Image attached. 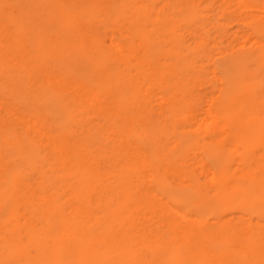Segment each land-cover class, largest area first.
<instances>
[{"label": "rangeland", "instance_id": "obj_1", "mask_svg": "<svg viewBox=\"0 0 264 264\" xmlns=\"http://www.w3.org/2000/svg\"><path fill=\"white\" fill-rule=\"evenodd\" d=\"M0 20V220L5 219L0 221V233L8 230L0 234V264L50 260L54 237L48 235L51 233L45 224L56 232L59 225L70 228L65 230L64 236L70 237L65 250L63 244L52 254L75 251L84 256V250L90 248L93 253L87 256V264H183L181 249L172 240L164 239L172 216L173 236H179L182 224L201 228L197 248L203 255L208 253L213 264H225L229 258H237L239 264H264L262 247L251 248L252 253L246 250L254 234L263 236L264 242V231L261 235L258 228L264 225V0H0ZM254 103H258L259 110L252 115L250 107ZM220 110H228V116H222ZM235 132L243 136L241 141L231 137ZM80 158L84 159L82 164L77 162ZM70 164L71 170L67 171ZM250 177L254 181L248 182ZM140 179L144 185L139 184ZM159 202L164 205L160 206L163 214L158 215L155 206L161 205ZM179 212L187 214L185 220H181ZM34 223L43 225L44 231L39 230L42 235L47 233L42 240L45 245L41 243L43 236L33 229ZM38 234L40 241L34 238ZM95 236L101 237L94 239ZM104 237H109L108 242ZM241 239L247 240L244 245ZM201 254L195 257L201 260Z\"/></svg>", "mask_w": 264, "mask_h": 264}, {"label": "bare ground", "instance_id": "obj_2", "mask_svg": "<svg viewBox=\"0 0 264 264\" xmlns=\"http://www.w3.org/2000/svg\"><path fill=\"white\" fill-rule=\"evenodd\" d=\"M7 1V0H6ZM32 2V1H31ZM100 2V1H99ZM98 2V3H99ZM186 2V1H185ZM197 2H198V0H197ZM36 3V2H35ZM47 4V3H46ZM189 4H190V2H189ZM94 5V4H93ZM98 5V4H97ZM32 6V5H31ZM51 6V5H50ZM91 7H92V5H91ZM18 8V7H17ZM182 8V7H181ZM52 10V9H51ZM260 10H261V8H260ZM54 11V10H53ZM73 11V10H72ZM58 12V11H57ZM63 12V11H62ZM166 12V11H165ZM71 13V12H70ZM168 13V12H167ZM14 14V13H13ZM60 15H62V13H59ZM68 15H69V13H67ZM2 16V15H1ZM75 16V15H74ZM73 16V17H74ZM70 17V16H69ZM107 17V16H106ZM32 18V17H31ZM62 18H64V16L62 17ZM109 18V17H108ZM107 18V19H108ZM93 19V18H92ZM109 19H112V18H109ZM142 18H140V20H141ZM17 20V19H16ZM50 20H51V18H50ZM49 20V21H50ZM53 20V19H52ZM79 20V19H78ZM1 21V20H0ZM10 21V20H9ZM30 21V20H29ZM32 21V20H31ZM2 22V21H1ZM48 22V21H47ZM62 22H63V19H62ZM89 22V21H88ZM93 22V21H92ZM259 22V21H258ZM22 23V22H21ZM94 23V22H93ZM45 24H46V22H45ZM91 24V23H90ZM112 24V23H111ZM4 25V24H3ZM25 25H27V24H25ZM47 25L48 26H50L48 23H47ZM79 25V24H78ZM198 25V24H197ZM19 26V25H18ZM18 26H16L15 25V27H17L18 28ZM97 26V25H96ZM113 26V25H112ZM78 27V26H77ZM84 27V26H83ZM166 27V26H165ZM9 28V27H8ZM7 28V29H8ZM96 28V27H95ZM94 28V29H95ZM3 29H4V27H3ZM2 29V30H3ZM55 29V28H54ZM196 30V29H195ZM223 30V29H222ZM9 31H10V29H9ZM9 31H7L8 33H9ZM52 31V30H51ZM6 32V33H7ZM52 32H54V31H52ZM251 32V31H250ZM249 32V33H250ZM1 34H2V32H1ZM24 34V33H23ZM91 35H92V33H90ZM89 34V35H90ZM4 35V34H3ZM11 35H12V33H11ZM126 35V34H125ZM202 35V34H201ZM254 35V34H253ZM25 36V35H24ZM34 36V35H33ZM97 35H95V37H96ZM8 37V36H7ZM189 37V36H188ZM204 37V36H203ZM248 37V36H247ZM187 38V37H186ZM16 39V38H15ZM14 39V40H15ZM21 39V38H20ZM252 39V38H251ZM8 40V39H7ZM26 40V39H25ZM254 40V39H253ZM1 41V40H0ZM16 41V40H15ZM109 41V40H108ZM255 41V40H254ZM10 41H8V43H9ZM4 43H6V42H4ZM14 43V42H13ZM12 43V44H13ZM32 43V42H31ZM254 43V42H253ZM113 44H115V43H113ZM3 45V44H2ZM9 45V44H8ZM22 45H23V43H22ZM41 45V44H40ZM55 45V44H54ZM138 45V44H137ZM212 45V44H211ZM234 45V44H233ZM240 45V44H239ZM253 45V44H252ZM24 46V45H23ZM255 46V45H254ZM6 47V46H5ZM33 47V46H32ZM60 47V46H59ZM58 47V48H59ZM109 47V46H108ZM259 47V46H258ZM19 48V47H18ZM38 48V47H37ZM115 48H117V47H115ZM242 48V47H241ZM256 48V47H255ZM34 49V48H33ZM82 49V48H81ZM31 50V49H30ZM115 50V49H114ZM114 50H113V52H114ZM39 51V50H38ZM45 51V50H44ZM60 51H61V49H60ZM59 51V52H60ZM3 52V51H2ZM29 52H31V51H29ZM28 52V53H29ZM127 52H128V50H127ZM5 53V52H4ZM19 53V52H18ZM62 53V52H61ZM126 53V52H125ZM132 53V52H131ZM7 54H8V52H7ZM33 54H34V52H33ZM141 54V53H140ZM147 54V53H146ZM8 55H10V54H8ZM40 55H42V54H40ZM117 55H118V53H117ZM1 56H2V54H1ZM1 56H0V58H1ZM18 56V55H17ZM63 56V55H62ZM61 56V57H62ZM65 56V55H64ZM149 56V55H148ZM250 56V55H249ZM4 57V56H3ZM37 57V56H36ZM39 57V56H38ZM81 57V56H80ZM120 57V56H119ZM8 58V57H7ZM16 58V57H15ZM23 58V57H22ZM115 58V57H114ZM247 58V57H246ZM13 59V58H12ZM39 59V58H38ZM34 60V59H33ZM63 60V59H62ZM150 60V59H149ZM6 61V60H5ZM16 61V59L14 60V62ZM8 62V61H7ZM14 62H12V63H14ZM20 62V61H19ZM36 62H37V60H36ZM27 63V62H26ZM52 63V62H51ZM51 63H49L50 65H51ZM5 64H6V62H5ZM19 64V63H18ZM22 64H24V62L22 63ZM54 64V63H53ZM157 64V63H156ZM56 65V64H55ZM65 65V64H64ZM11 66V65H10ZM25 66V65H24ZM62 66V65H61ZM69 66V65H68ZM13 67H14V65H13ZM47 67V66H46ZM54 67V66H53ZM74 67V66H73ZM58 68V67H57ZM160 68H162V67H160ZM50 70V72H51V67L49 68ZM145 70V69H144ZM156 70V69H155ZM211 70V69H210ZM60 71V70H59ZM153 71V70H152ZM45 72H47V70L45 71ZM134 72V71H133ZM69 74V73H68ZM72 74V73H71ZM57 76V75H56ZM43 77V76H42ZM51 77V76H50ZM71 78H73V77H71ZM70 78V79H71ZM126 78V77H125ZM132 78V77H131ZM262 78V77H261ZM264 78V77H263ZM65 79V78H64ZM74 79V78H73ZM72 79V80H73ZM69 80V79H68ZM249 80V79H248ZM54 81V80H53ZM66 81V80H65ZM74 81V80H73ZM167 81V80H166ZM178 81V80H177ZM61 82V81H60ZM59 82V83H60ZM72 82V81H71ZM162 82V81H161ZM7 83H8V81H7ZM46 83V82H45ZM53 83V82H52ZM52 83H51V85H52ZM74 83V82H73ZM260 83V82H259ZM33 84V83H32ZM32 84H30V86H33ZM46 84H49V82L48 83H46ZM56 84V83H55ZM63 84V82L60 84V85H62ZM67 84H68V82H67ZM67 84H64V86L66 85L67 86ZM50 85V84H49ZM69 85H71L70 83H69ZM75 85H77V84H75ZM88 85V84H87ZM84 86H86V85H84ZM221 87V86H220ZM63 88V87H62ZM89 88H90V86H89ZM84 89V88H83ZM88 89V88H87ZM123 89V88H122ZM88 90H90V89H88ZM184 90V89H183ZM66 91V90H65ZM74 91V90H73ZM73 91H72V93H73ZM83 91V90H82ZM81 91V92H82ZM68 92H71V91H69L68 90ZM156 92V91H155ZM22 93V92H21ZM78 93H80V91L78 92ZM84 93V92H83ZM87 93V92H86ZM160 93V92H159ZM80 94H82V93H80ZM144 94V93H143ZM259 94V93H258ZM74 95V94H73ZM79 95V94H78ZM94 95V94H93ZM191 95V94H190ZM77 96V95H76ZM102 97H103V95H102ZM101 97V98H102ZM107 98V97H106ZM118 98V97H117ZM178 98H179V96H178ZM0 99H2V98H0ZM5 100H6V98H4ZM73 99H74V97H73ZM114 99V98H113ZM159 99V98H158ZM4 100V101H5ZM114 100H116V99H114ZM113 100V101H114ZM203 100V99H202ZM102 101H104V100H102ZM207 101V100H206ZM9 102H10V100H9ZM11 102H12V100H11ZM19 102H21V101H19ZM116 102V101H115ZM257 102V101H256ZM85 103V102H84ZM103 103V102H102ZM101 103V104H102ZM29 104V103H28ZM32 104V103H31ZM61 104V103H60ZM99 104H100V102H99ZM115 104V103H114ZM195 104V103H194ZM1 105V104H0ZM8 105V104H7ZM13 105H14V103H13ZM12 105V106H13ZM85 105V104H84ZM98 105V104H97ZM106 105H107V103H106ZM105 105V106H106ZM175 105V104H174ZM206 105V104H205ZM204 105V106H205ZM257 105H258V103H257ZM257 105H255V103H254V106H252V107H250V112L252 113V115H255V114H258V110H259V108L257 107ZM2 106V105H1ZM16 106V105H15ZM34 106V105H33ZM17 107H18V105H17ZM35 107V106H34ZM103 107V106H102ZM227 107V106H226ZM6 109H7V106L5 107ZM4 108V109H5ZM96 108V107H95ZM208 108H209V106H208ZM11 109H12V107H11ZM10 109V110H11ZM23 109V108H22ZM22 109L20 110L19 108H18V110L19 111H22ZM37 108H35V110H36ZM113 109V108H112ZM228 109V108H227ZM13 110H14V108H13ZM12 110V111H13ZM41 110V109H40ZM208 110V109H207ZM212 110V109H211ZM14 111H16L17 112V110H16V108H15V110ZM29 111V110H28ZM31 111V110H30ZM104 110H102V112H103ZM7 112H8V110H7ZM7 112H6V114H7ZM25 112V111H24ZM109 112V111H108ZM193 112V111H192ZM220 112V114L222 115V116H228V110H220L219 111ZM46 113V112H45ZM97 113H98V111H97ZM115 113V112H114ZM195 113V112H194ZM199 113V112H198ZM249 113V112H248ZM5 114V115H6ZM18 114H19V112H18ZM18 114H17V116H18ZM22 114L23 113H21V117H22V120H23V116H22ZM26 114L28 115V112L26 111ZM42 114H44V111H43V113ZM121 114V113H120ZM123 114V113H122ZM15 115V114H14ZM27 115H25L24 114V116H27ZM31 115V114H30ZM124 115V114H123ZM128 115V114H127ZM176 115V114H175ZM247 115V114H246ZM249 115V114H248ZM10 116H11V114H10ZM19 116H20V114H19ZM84 116V115H83ZM135 116V115H134ZM176 116H178V115H176ZM211 116V115H210ZM213 116V115H212ZM12 117H13V114H12ZM11 117V118H12ZM15 117V116H14ZM20 117V118H21ZM28 117V116H27ZM42 117H44V116H42ZM214 118L216 117V119H217V116L216 115H214L213 116ZM25 118V117H24ZM30 118V117H29ZM28 118V119H29ZM157 118V117H156ZM260 118V117H259ZM7 119V118H6ZM31 119V118H30ZM35 119V118H34ZM33 119V120H34ZM42 119H44V118H42ZM142 118H140V120H141ZM144 119V118H143ZM151 119V118H150ZM215 119V120H216ZM4 120V119H3ZM18 120H19V117H18ZM24 120H26V119H24ZM32 120V119H31ZM31 120H30V122H31ZM32 120V121H33ZM136 120H138V118L136 117ZM215 120H213V122L215 123ZM142 121V120H141ZM149 121V120H148ZM12 122V121H11ZM29 122V123H30ZM40 122V121H39ZM128 122H130V120L128 121ZM146 122H147V120H146ZM194 122V121H193ZM32 123V122H31ZM47 123V122H46ZM148 123V122H147ZM150 123V122H149ZM217 123V122H216ZM16 124V123H15ZM19 124H20V122H19ZM49 124V123H48ZM131 124V123H130ZM134 124V123H133ZM143 124H145V122L143 123ZM24 125V124H23ZM34 125H36V124H34ZM33 125V126H34ZM37 125H41V124H37ZM120 125V124H119ZM216 125V124H215ZM127 126V125H126ZM143 126V125H142ZM36 127V126H35ZM147 127H149V126H147ZM157 127H158V125H157ZM187 127V126H186ZM197 127V126H196ZM202 127V126H201ZM213 127V126H212ZM31 128V127H30ZM134 128V127H133ZM146 128V127H145ZM189 128V127H188ZM218 128H220V127H218ZM221 128H223V127H221ZM24 129V128H23ZM127 129H128V127H127ZM148 129V128H147ZM150 129V128H149ZM227 130H228V128H226ZM40 130V129H39ZM39 130H38V132H39ZM114 130V129H113ZM126 130V129H125ZM155 130V129H154ZM223 130V129H222ZM225 130V129H224ZM139 131V130H138ZM169 131V130H168ZM187 131H189V130H187L186 129V132ZM34 132V131H33ZM127 132V131H126ZM153 132V131H152ZM225 132V131H224ZM227 132V131H226ZM28 133H30V131L28 132ZM54 133V132H53ZM56 133V132H55ZM148 133V132H147ZM22 135H23V133H21ZM27 134V133H26ZM34 134V133H33ZM35 134H36V132H35ZM39 133H37V135H38ZM61 134H62V132H61ZM64 134V133H63ZM150 134V133H149ZM1 136V135H0ZM82 136V135H81ZM216 136V135H215ZM247 136V135H246ZM39 137V136H38ZM59 138H60V136H58ZM67 137V136H66ZM203 137V136H202ZM231 137L234 139V140H237V141H241V137H243L241 134H239V133H237V132H235V133H233L232 135H231ZM3 138V137H2ZM25 138V137H24ZM39 138H41V137H39ZM55 138V137H54ZM78 138V137H77ZM119 138V137H118ZM120 138H123V136L122 137H120ZM152 138H153V136H152ZM158 138H159V136H158ZM157 138V139H158ZM201 138V137H200ZM1 139V138H0ZM42 139V138H41ZM125 139V138H124ZM155 139H156V137H155ZM214 139V138H213ZM3 140V139H2ZM27 140V139H26ZM72 140V139H71ZM71 140H70V142H71ZM216 140H217V138L215 139V142H216ZM1 141V140H0ZM52 141V140H51ZM75 141V140H74ZM130 141H132V140H130ZM3 142V141H2ZM25 142V141H24ZM102 142V141H101ZM123 142V141H122ZM129 142V141H128ZM134 142V141H133ZM207 142H209V140H207ZM223 142V141H222ZM227 142V141H226ZM235 142V141H234ZM9 143V142H8ZM51 143V142H50ZM50 143H48V144H50ZM55 143V142H54ZM66 143V142H65ZM68 143H69V141H68ZM75 143V142H74ZM91 143H92V141H91ZM91 143H90V145H91ZM131 143V142H130ZM212 143H213V141H212ZM39 144H40V142H39ZM56 144V143H55ZM77 144H78V142H77ZM136 144V143H135ZM169 144V143H168ZM65 145V144H64ZM89 145V146H90ZM131 145V144H130ZM130 145H128V146H130ZM177 145V144H176ZM60 146H62V145H60ZM71 146V145H70ZM69 146V147H70ZM132 146H134L133 144H132ZM137 146V145H136ZM167 146V145H166ZM192 146V145H191ZM237 146V145H236ZM27 148H28V146H26ZM100 147V146H99ZM140 147H141V145H140ZM235 147V146H234ZM8 148H9V145H8ZM41 148V147H40ZM105 148V147H104ZM121 148H122V145H121ZM124 148V147H123ZM126 148H127V146H126ZM136 148H138V147H136ZM143 148H145V147H143ZM158 148V150L160 151V150H162V149H159V147H157ZM232 148V147H231ZM48 149V148H47ZM56 149V148H55ZM54 149V150H55ZM65 149V148H64ZM112 149V148H111ZM196 149H198V148H196ZM247 149H249V148H247ZM67 150V149H66ZM71 150V149H70ZM98 150V149H97ZM119 150V149H118ZM132 150H133V147H132ZM191 150V149H190ZM234 150V149H233ZM72 151H73V149H72ZM71 151V152H72ZM80 151V150H79ZM82 151V150H81ZM113 151V150H112ZM129 151V150H128ZM196 151H198V150H196ZM69 152V151H68ZM71 152H69V154L71 153ZM126 152H127V150H126ZM137 152V151H136ZM138 152H139V148H138ZM233 152V151H232ZM42 153V152H41ZM62 154H63V152H61ZM133 153V152H132ZM134 153H135V147H134ZM133 153V154H134ZM168 153V152H167ZM196 153H198V152H196ZM238 153V152H237ZM55 154H56V152H55ZM144 154V153H143ZM8 155V154H7ZM95 155H96V157L98 156V153L97 152H95ZM103 155H104V153H103ZM112 155V154H111ZM160 155V154H159ZM244 155V154H243ZM248 155V154H247ZM123 156V155H122ZM128 156H129V154H128ZM162 156H164V155H162ZM223 156V155H222ZM257 156V158H258V155H256ZM82 157V156H81ZM138 157V156H137ZM156 157V156H155ZM221 157V156H220ZM236 157V156H235ZM250 157V156H249ZM34 158V157H33ZM61 158V157H60ZM68 158V157H67ZM73 158H74V156H73ZM113 158V157H112ZM200 158V157H199ZM256 158V157H255ZM86 159V158H85ZM111 159V158H110ZM133 159H135V158H133ZM143 159V158H142ZM236 159V158H235ZM245 159V158H244ZM247 159V158H246ZM262 159V158H261ZM23 160V159H22ZM60 160V159H59ZM71 160V159H70ZM111 160H114V159H111ZM128 160V159H127ZM145 160H147L146 158H145ZM144 160V161H145ZM260 160V159H259ZM39 161V160H38ZM57 161V160H56ZM81 162V164L84 162V159H79L77 162ZM98 161V160H97ZM133 161V160H132ZM165 161V160H164ZM180 161V160H179ZM179 161L178 162H176L177 164L179 163ZM194 161H196L195 159H194ZM221 161V160H220ZM255 161H257V160H255ZM254 161V162H255ZM18 163H19V161H17ZM21 162H23V161H21ZM128 162H129V160H128ZM139 162V161H138ZM170 162V161H169ZM181 162V161H180ZM183 162V161H182ZM238 162V161H237ZM254 162H253V164H254ZM259 162V161H258ZM257 162V163H258ZM54 163V162H53ZM57 163V162H56ZM73 163V162H72ZM131 163H133V164H135L134 162H130V164ZM143 163V162H142ZM260 163V162H259ZM262 163V162H261ZM47 164V163H46ZM52 164V163H51ZM60 164V163H59ZM81 164H80V166H81ZM85 164V163H84ZM87 164H88V162H87ZM102 164V163H101ZM145 164V163H144ZM161 164V163H160ZM210 164V163H209ZM238 164V163H237ZM264 164V163H263ZM21 165V164H20ZM23 165H24V163H23ZM22 165V166H23ZM49 166H50V164H48ZM127 165V164H126ZM164 165V164H163ZM170 165V164H169ZM255 165V164H254ZM58 166V165H57ZM62 166V165H61ZM60 166V167H61ZM71 166H72V164H70V167L69 168H67V171H70L71 170ZM89 166V165H88ZM96 166V165H95ZM102 166V165H101ZM122 166V165H121ZM128 166V165H127ZM133 166V165H132ZM135 166V165H134ZM133 166V167H134ZM148 166V165H147ZM166 166V165H165ZM207 166V165H206ZM21 167V166H20ZM54 168L56 167L55 165L53 166ZM85 167V166H84ZM94 167V166H93ZM125 167V166H124ZM132 167V168H133ZM144 167H145V165H144ZM164 167V166H163ZM171 167V166H170ZM174 167V166H173ZM198 167V166H197ZM240 167V166H239ZM43 168V167H42ZM59 168V167H58ZM154 168V167H153ZM172 168V167H171ZM177 168V166L175 167V169ZM194 168V167H193ZM209 168V167H208ZM235 168V167H234ZM254 168L256 169V166H254ZM258 168V167H257ZM105 169V168H104ZM109 169V168H108ZM126 169V168H125ZM127 169H129V168H127ZM126 169V170H127ZM134 169H135V167H134ZM143 169H145V168H143ZM143 169L141 170V171H143ZM150 169V168H149ZM168 169H170V168H168ZM167 169V170H168ZM1 170V169H0ZM22 170H24V169H22ZM56 170H57V168H56ZM61 170H62V168H61ZM160 170V169H159ZM171 170V169H170ZM184 170V169H183ZM58 171H59V169H58ZM64 171V170H63ZM116 171H117V169H116ZM135 171V170H134ZM146 171V170H145ZM149 171V170H148ZM148 171L146 172V174H148ZM151 171V170H150ZM153 171V170H152ZM205 171V170H204ZM237 171H239V170H237ZM104 172V171H103ZM120 172V171H119ZM126 171L124 170V174H126L125 173ZM157 172H158V169H157ZM156 172V173H157ZM176 172V171H175ZM177 172H179V171H177ZM201 172V171H200ZM228 172V171H227ZM261 172H263V171H261ZM50 173V172H49ZM85 173V172H84ZM118 173V172H117ZM129 173H130V170H129ZM135 173V172H134ZM160 173V172H159ZM162 173V172H161ZM215 173V172H214ZM226 173V172H225ZM229 173V172H228ZM227 173V174H228ZM238 173V172H237ZM239 173H240V171H239ZM23 174V173H22ZM36 174V173H35ZM47 174V173H46ZM54 174V173H53ZM56 174V173H55ZM67 174V173H66ZM88 174V173H87ZM101 174V173H100ZM123 174V175H124ZM128 174V173H127ZM126 174V175H127ZM131 174V173H130ZM129 174V175H130ZM152 174V173H151ZM178 174V173H177ZM180 174V173H179ZM202 174V173H201ZM204 174V173H203ZM78 175V173L76 174V176ZM85 175V174H84ZM107 175V174H106ZM155 175V174H154ZM164 175H166V174H164ZM224 175V174H223ZM226 175V174H225ZM229 175V174H228ZM258 175V174H257ZM263 175V174H262ZM26 176V175H25ZM31 176V175H30ZM81 176V175H80ZM85 176H87V175H85ZM118 176V175H117ZM121 176V175H120ZM139 176H140V174H139ZM152 176H153V174H152ZM166 176H169V174L168 175H166ZM165 176V177H166ZM175 176H177L176 175V173H175ZM179 176V175H178ZM181 176V175H180ZM204 176H205V174H204ZM215 176V174L213 175V177ZM221 176V175H220ZM245 176V175H244ZM261 176V175H260ZM4 177V176H3ZM82 177H84V176H82ZM125 177V176H124ZM123 177V178H124ZM127 177V176H126ZM150 177V176H149ZM154 177V176H153ZM172 176H170V178H171ZM182 177V176H181ZM228 177H230V176H228ZM233 176H231V178H232ZM256 177V176H255ZM258 177H259V175H258ZM33 178V177H32ZM80 178V177H79ZM117 178V180H118V177H116ZM122 178V179H123ZM136 178V177H135ZM134 178V179H135ZM138 178V177H137ZM140 178H141V176H140ZM152 178V177H151ZM161 178V177H160ZM225 178H226V176H225ZM37 179V178H36ZM40 179V178H39ZM44 179H45V177H44ZM72 179V178H71ZM128 179V178H127ZM227 179H229V178H227ZM234 179V178H233ZM237 179H239V178H237ZM236 179V180H237ZM35 180V179H34ZM60 180V179H59ZM62 180V179H61ZM130 180V179H129ZM138 181H139V179H137ZM136 180V181H137ZM142 179H140V182H139V184L142 182L141 181ZM149 180H151V179H149ZM226 180V179H225ZM224 179H222V181H225ZM247 180H248V182H252V181H254V179H252L251 177L250 178H247ZM36 181V180H35ZM35 181H33V182H35ZM38 181V180H37ZM78 181V180H77ZM91 181V180H90ZM92 181H93V179H92ZM133 181V180H132ZM135 181V182H136ZM204 181V180H203ZM217 181V180H216ZM44 182V181H43ZM110 182V181H109ZM118 182V181H117ZM134 182V183H135ZM148 182V181H147ZM154 182V181H153ZM171 182H172V180H171ZM170 182V183H171ZM175 182H176V180H175ZM179 182V181H178ZM221 182V181H220ZM23 183H25V182H23ZM30 183V182H29ZM32 183V182H31ZM89 183V182H88ZM92 183V182H91ZM111 183V182H110ZM123 183H125V182H123ZM126 183H127V181H126ZM133 183V182H132ZM173 183H174V181H173ZM234 183V182H233ZM232 183V184H233ZM26 184V183H25ZM36 184V183H35ZM40 184V183H39ZM93 184H94V182H93ZM137 184H138V182H137ZM146 184H148V183H146ZM221 184H222V182H221ZM225 184V183H224ZM223 184V185H224ZM235 184V183H234ZM242 184V183H241ZM240 184V185H241ZM253 184V183H252ZM12 185V184H11ZM27 185H28V183H27ZM48 185V184H47ZM127 185V184H126ZM140 185H144L143 183L142 184H140ZM230 185H231V183H230ZM229 185V186H230ZM243 185V184H242ZM246 185V184H245ZM35 186V185H34ZM101 186V185H100ZM133 186H135V188H136V185H133ZM139 186V185H138ZM148 186V185H147ZM173 186V185H172ZM179 186V185H178ZM216 186V185H215ZM46 187V186H45ZM116 187V186H115ZM114 187V188H115ZM128 187H129V185H128ZM131 187H132V185H131ZM130 187V188H131ZM144 187H146V186H143V190H147V189H145ZM150 187V186H149ZM184 187H186V186H184ZM189 187V186H188ZM221 187H222V185H221ZM220 187V188H221ZM227 187H228V185H227ZM231 187H233L232 185H231ZM244 187H247V186H244ZM11 188V187H10ZM26 187H24V189H25ZM94 188V187H93ZM118 188H123L122 186L120 187H118ZM134 188V189H135ZM139 188H141V187H139ZM147 188V187H146ZM152 188V187H151ZM151 188L149 189V192H150V190H151ZM178 188V187H177ZM218 188V187H217ZM219 188V189H220ZM224 188V187H223ZM229 188V187H228ZM242 188V187H241ZM255 188V187H254ZM23 189V188H22ZM23 189V190H24ZM34 189H36V187L34 188ZM83 189V188H82ZM85 189V188H84ZM87 189V188H86ZM100 189H103V187L102 188H100ZM117 189V188H116ZM124 189V188H123ZM197 189V188H196ZM196 189H195V191H196ZM203 189V188H202ZM213 190H214V188H212ZM233 189V188H232ZM243 189V188H242ZM7 190V189H6ZM11 190V189H10ZM29 190H31V188H29ZM28 190V191H29ZM120 190V189H119ZM126 188H125V190L123 191V192H125L126 193ZM141 190H142V188H141ZM159 190V189H158ZM229 190H231V189H228V191ZM82 191V190H81ZM87 191V190H86ZM101 191V190H100ZM103 191H104V189H103ZM110 191V190H109ZM117 191V190H116ZM120 191H122V190H120ZM128 191V190H127ZM133 191V190H132ZM136 191H137V189H136ZM140 191V190H139ZM160 191V190H159ZM217 191V190H216ZM9 192V191H8ZM30 192V191H29ZM28 192V193H29ZM46 192V191H45ZM102 192V191H101ZM106 192V191H105ZM141 192V191H140ZM143 193H145L144 191H142ZM146 192H148V190L146 191ZM201 192V191H200ZM213 192V191H212ZM14 193V192H13ZM36 193H38V192H36ZM59 193V192H58ZM125 193H123L122 195H124ZM152 193V192H151ZM150 193V194H151ZM157 193V192H156ZM255 193V192H254ZM253 193V194H254ZM30 194V193H29ZM39 194V193H38ZM47 194V193H46ZM49 194V193H48ZM53 194V193H52ZM108 194V193H107ZM118 194H119V192H118ZM139 194V193H138ZM141 195L140 196H142V193H140ZM147 194V193H146ZM220 194V193H219ZM252 194V195H253ZM263 194V193H262ZM15 195V194H14ZM40 195V194H39ZM43 195V194H42ZM159 194H157V196H158ZM251 195V194H250ZM249 195V196H250ZM27 196V195H26ZM45 196V195H44ZM46 196H48V195H46ZM51 196V195H50ZM113 196V195H112ZM150 196V195H149ZM161 196V195H160ZM40 197V196H39ZM120 197V196H119ZM147 197H148V195H147ZM146 197V198H147ZM150 197H152V196H150ZM50 199H51V197H49ZM106 198V197H105ZM142 198V197H141ZM156 198H158V197H156ZM163 198V197H162ZM161 198V199H162ZM107 199V198H106ZM140 199V198H139ZM154 199V198H153ZM159 199H160V197H159ZM160 199V200H161ZM43 200V199H42ZM124 200V199H123ZM126 200V199H125ZM125 200H124V202H125ZM149 201H150V199H148ZM147 200V201H148ZM155 200V199H154ZM157 200V199H156ZM167 200H168V198H167ZM44 201V200H43ZM71 201V200H70ZM129 201V200H128ZM137 200H135V202H136ZM158 201V200H157ZM51 202V201H50ZM88 202V201H87ZM134 202V201H133ZM134 202V203H135ZM143 202V201H142ZM164 201L162 200V203H163ZM47 203H49V202H47ZM127 203V202H126ZM140 203V202H139ZM145 203V205H146V202H144ZM144 203H141V204H143L144 205ZM155 203V202H154ZM162 203H160L159 202V204H161V205H158L157 204V206H155V208H157V214H158V212H159V214L161 213V211H160V206H163L162 205ZM57 204V203H56ZM55 204V205H56ZM71 204V203H70ZM93 204V203H92ZM130 204H131V201H130ZM230 204V203H229ZM48 205V204H47ZM54 205V206H55ZM73 205V204H72ZM128 205H129V203H128ZM137 205V204H136ZM144 205V206H145ZM149 205V204H148ZM80 206V205H79ZM105 206V205H104ZM134 206V205H133ZM152 207H153V205H151ZM174 206V205H173ZM262 206V205H261ZM47 207V206H46ZM45 207V208H46ZM92 207V206H91ZM146 207V206H145ZM204 207V206H203ZM232 207V206H231ZM230 207V208H231ZM255 207V206H254ZM253 207V208H254ZM257 207V206H256ZM48 208H51V207H48ZM71 208V207H70ZM144 208V207H143ZM148 208V207H147ZM163 208V207H162ZM174 208V207H173ZM181 208H182V206H181ZM25 209V208H24ZM47 209V208H46ZM128 209V208H127ZM211 209V208H210ZM212 209H213V207H212ZM49 210V209H48ZM144 210V209H143ZM149 210H150V208H149ZM39 211H41L40 209L38 210V212ZM49 211H51V212H53L52 210H49ZM93 211H95V210H93ZM124 211H125V209H124ZM167 212H168V210H166ZM256 211V210H255ZM154 212V211H153ZM191 212V211H190ZM214 212H216V211H214ZM257 212H259V210L257 211ZM45 213V212H44ZM43 213V215H47V214H44ZM47 213V212H46ZM55 212H53V214H54ZM85 213V212H84ZM156 213V212H155ZM195 213V212H194ZM194 213H192V214H194ZM207 213H208V211H207ZM239 213V212H238ZM57 214V213H56ZM55 214V215H56ZM72 214V213H71ZM74 214V213H73ZM93 214V213H92ZM95 214V213H94ZM120 214V213H119ZM138 214V213H137ZM142 214V213H141ZM158 214V215H159ZM161 214H163V213H161ZM186 214V213H185ZM184 213H181V212H179V214H178V216L181 218V220H185V218H186V215H185ZM232 214H233V212H232ZM232 214H231V216H232ZM109 215V214H108ZM135 215H136V213H135ZM166 215V214H165ZM230 215V214H229ZM239 216H241L240 215V213L238 214ZM246 215V214H245ZM255 215V214H254ZM6 216V215H5ZM38 216V215H37ZM36 216V217H37ZM41 216V214L38 216V217H40ZM93 216V215H92ZM151 216H152V214H151ZM155 216V215H154ZM157 216V215H156ZM155 216V217H156ZM167 216V215H166ZM194 216H196V215H194ZM243 216V215H242ZM257 216V215H256ZM35 217V216H34ZM35 217V218H36ZM37 217V218H38ZM44 217V216H43ZM116 217V216H115ZM133 217V216H132ZM197 218H198V216H196ZM229 217V216H228ZM47 218H49V215H48V217ZM46 218V219H47ZM113 218V217H112ZM141 218V217H140ZM146 218H147V216H146ZM164 216L162 215V219H163V221H165L164 220ZM174 218H176V217H174ZM192 218V217H191ZM203 218V217H202ZM209 218V217H208ZM211 218H214V216H212L211 215ZM226 218V217H225ZM243 218V217H242ZM241 218V219H242ZM248 218V217H247ZM259 218V217H258ZM1 219V218H0ZM2 219H3V221L5 220L3 217H2ZM50 219V222H51V224H52V221H54V220H52L51 221V218H49ZM115 219V218H114ZM117 219V218H116ZM137 219V218H136ZM161 219V218H160ZM161 219V220H162ZM168 219V218H167ZM172 219H173V216H172V218H171V223H166L167 224V230L165 229V231H164V235L166 236L164 239H166L168 242H170L171 240H172V242H174V243H176V246L178 247V248H180L181 249V253L179 254L180 255V258L183 260V264H213V262H211V257L209 256V254L208 253H204V255L203 254H201V252H200V249L199 248H197L199 245H200V243H201V237H200V234H199V232H200V230H201V228L200 227H195V228H192V224H182L181 226H180V228H181V231H180V234H179V236H173V223H172ZM201 219V218H200ZM224 219V218H223ZM222 219V220H223ZM228 219H230V218H228ZM23 220V219H22ZM36 220V219H35ZM41 220H42V222H44L43 221V219L41 218ZM41 220H40V222H41ZM102 220V219H101ZM118 221L119 220H122V219H117ZM116 220V221H117ZM159 220V219H158ZM176 220V219H175ZM177 220H178V217H177ZM197 220V219H196ZM215 220H216V218H215ZM225 220V219H224ZM223 220V221H224ZM238 220V219H237ZM236 220V221H237ZM240 220V219H239ZM255 220L256 219H254V223H255ZM264 220V219H263ZM1 221V220H0ZM3 221H1V222H3ZM107 221V220H106ZM125 221V220H124ZM130 223H131V218H130ZM135 221V220H134ZM211 221V220H210ZM212 221H214V220H212ZM231 221V220H230ZM230 221H228V223L230 222ZM246 221V220H245ZM36 222H38V219H37V221ZM41 222V223H42ZM68 222H69V219H68ZM110 222H111V218H110ZM115 222V221H114ZM128 222V221H127ZM156 222V221H155ZM177 222V221H176ZM175 222V223H176ZM188 222V221H187ZM216 222V221H215ZM220 222V221H219ZM222 222V221H221ZM258 222H259V220H258ZM21 223V222H20ZM48 223V222H47ZM55 223H56V221H55ZM91 222H89L87 225H89ZM109 223V222H108ZM108 223L106 224V225H108ZM121 223V222H120ZM119 223V224H120ZM129 223V222H128ZM129 223V224H130ZM164 223V222H163ZM194 223V222H193ZM211 223V222H210ZM209 223V224H210ZM226 223V222H225ZM224 223V224H225ZM231 223V222H230ZM254 223H253V225H254ZM260 223V222H259ZM66 224H67V222H66ZM71 224V223H70ZM86 224V223H85ZM104 224V223H103ZM102 224V225H103ZM127 224V223H126ZM134 224V223H133ZM133 224H131L132 226H133ZM138 224V223H137ZM212 224V223H211ZM215 224V223H214ZM217 224V223H216ZM232 224V223H231ZM6 225V224H5ZM5 225L3 226L4 228H5ZM17 225V224H16ZM22 225V224H21ZM34 225L35 226H33V229L36 231V232H38L40 235H41V237H42V239H41V243L43 242L42 240H44L43 238H45L44 236L47 234H45L44 233V235H42L41 234V232H42V230H43V228L45 227V229L48 231H50V233L52 234H48V235H50V236H52V237H54V239H51V243H52V245L50 246L51 247V256H50V260H45V259H40V260H35V261H31L30 262V264H43V263H46V262H48L49 261V264H87V262L88 263H90V261H89V258L87 257L88 255H92V251H91V249L90 248H88V250L87 249H85L84 251H85V255L83 256H81L79 253H75V251H73V252H69V253H67V254H63V255H57V254H55V253H53L52 254V251H58V249L61 247L62 248V246L61 245H63L64 244V250H65V245H66V243H69L70 242V237H68V236H64L65 234H66V232H65V230H70V228L68 227V229H65V228H63L64 226H58V232H56L57 231V229H56V231H55V228H54V230L50 227V225L49 224H45L44 225V227H43V225H38V226H36V223H34ZM53 225V224H52ZM72 225V224H71ZM87 225H85V226H87ZM101 225V226H102ZM111 225V224H110ZM125 225V224H124ZM124 225H122V227H124ZM207 225V224H206ZM238 225V224H237ZM240 225V224H239ZM244 225V224H243ZM1 226V225H0ZM27 226V225H26ZM29 226V225H28ZM54 226V225H53ZM67 226V225H66ZM84 226V227H85ZM95 226V225H94ZM135 226V225H134ZM152 226V225H151ZM150 226V227H151ZM163 226V225H162ZM209 226V225H208ZM214 226H216V225H213V227ZM219 226H220V224H219ZM218 226V227H219ZM222 226V225H221ZM255 226V225H254ZM7 227V226H6ZM71 227H73V226H71ZM88 227V226H87ZM128 227V226H127ZM131 227V226H130ZM138 227V226H137ZM149 227V226H148ZM217 227V228H218ZM224 227H225V225H224ZM231 227H232V225H231ZM234 227V226H233ZM1 228V227H0ZM29 228V227H28ZM27 228V229H28ZM30 228H31V226H30ZM42 229V230H39V229ZM81 228V227H80ZM114 228H118V227H115L114 226ZM124 228H126V226L124 227ZM144 228V227H143ZM147 228V227H146ZM145 228V229H146ZM205 228V227H204ZM207 228V227H206ZM205 228V229H206ZM220 228V227H219ZM243 228V227H242ZM250 228V227H249ZM258 228H261L260 230H261V235H262V231H264V225H260V226H258ZM12 229V228H11ZM24 229V228H23ZM31 230V231H34V230ZM88 229L90 230L91 228H89L88 227ZM93 229V228H92ZM96 229V228H95ZM100 229V228H99ZM98 229V230H99ZM120 229V228H119ZM122 229V228H121ZM128 229V228H127ZM178 229V228H177ZM205 229H202V231L204 230L205 231ZM227 229V231L229 230L228 228H226ZM226 229H224V230H226ZM244 229H245V226H244ZM244 229H242L243 230V232H244ZM101 231H102V229H100ZM106 230H107V228H106ZM116 230V229H115ZM115 230H112V231H115ZM123 230V229H122ZM214 230V229H213ZM219 230V229H218ZM221 230H223V229H221ZM234 230V229H233ZM232 230V231H233ZM238 230V229H237ZM260 230H258V231H260ZM2 231H3V229H2ZM4 231H5V229H4ZM7 232H8V230H6ZM5 231V232H6ZM16 231H18V229L16 230ZM16 231H15V233H16ZM20 231V230H19ZM26 231H30V230H26ZM44 231V230H43ZM83 231H85V232H87L86 231V228H84V230ZM104 231V230H103ZM102 231V232H103ZM119 231H121V230H119ZM125 231V229L123 230V232ZM255 231H257V230H255ZM257 231V232H258ZM5 232H3V233H5ZM10 232V231H9ZM27 232V233H28ZM93 232V231H92ZM122 232V231H121ZM120 232V233H121ZM134 232V231H133ZM229 232H230V230H229ZM228 232V233H229ZM240 232V231H239ZM249 232V231H248ZM3 233H0V234H3ZM14 232L12 231V234H13ZM14 233V234H15ZM19 233V232H18ZM21 233V232H20ZM29 233H31V232H29ZM68 233H70V231H68ZM83 233V232H82ZM99 233V232H98ZM113 233V232H112ZM130 233V232H129ZM141 233V232H140ZM154 233V232H153ZM159 233V232H158ZM224 233V232H223ZM227 233V232H226ZM241 233V232H240ZM245 234H246V232H244ZM250 233H251V231H250ZM11 234V233H10ZM25 234H26V232H25ZM38 234V235H39ZM85 234V233H84ZM83 234V235H84ZM95 234H97V232L95 231V233H94V235ZM115 234V233H114ZM133 234V233H132ZM144 234V233H143ZM146 234V233H145ZM162 234V233H161ZM220 234H221V231H220ZM4 235V234H3ZM3 235H1V236H3ZM16 235V234H15ZM33 236H34V233L32 234ZM38 235H35L36 237H34V238H37V240H39V238H40V235L38 236ZM82 235V234H81ZM86 235V234H85ZM99 235H101V234H99ZM108 236H109V234H107ZM118 235V234H117ZM116 235V236H117ZM124 235V234H123ZM140 235V234H139ZM157 235V234H156ZM222 235V234H221ZM242 235V237H243V234H241ZM247 236L248 235H250L251 236V234H249V233H247L246 234ZM246 235H244V236H246ZM9 236H11V235H9ZM12 236H14V235H12ZM26 236H27V234H26ZM71 236H73V234H71ZM79 236V235H78ZM88 236V235H87ZM102 236V235H101ZM100 236V237H101ZM115 235H114V237H116ZM119 236H122V234L121 235H119ZM119 236H117V237H119ZM150 236V235H149ZM240 236V235H239ZM238 236V237H239ZM4 237V236H3ZM16 237V236H15ZM19 237V236H18ZM75 237V236H74ZM81 237V236H80ZM83 237H85V236H83ZM83 237H81L82 239H83ZM91 238H92V236H90ZM90 237H89V241H90ZM100 237H97V236H95L94 237V239L96 238V239H98V238H100ZM103 237V236H102ZM106 237V236H105ZM104 237V238H105ZM113 237V238H114ZM125 237V236H124ZM130 237V236H129ZM138 237V236H137ZM139 237H141V236H139ZM151 237V236H150ZM2 238V237H1ZM14 238V237H13ZM33 238V239H34ZM103 238V239H104ZM107 238H109V237H107ZM107 238H105L106 239V242H108L107 240ZM112 238V237H111ZM121 237H119V239H120ZM126 238H127V236H126ZM131 238H132V235H131ZM154 238H155V236H154ZM153 238V239H154ZM161 238V237H160ZM162 238H163V236H162ZM262 238H263V236L261 237L260 235H258V234H254L253 235V238L251 239V241H249V242H247L248 244H251V245H248V247H247V249H246V246H245V249L246 250H248V249H250V252L252 253V251H254V250H251V248L253 249V247H255V248H263V249H260V250H264V242H261L262 241ZM29 239H30V237H29ZM46 239V238H45ZM74 239V238H73ZM79 238H77V240H76V243L77 242H79V240H78ZM85 239V238H84ZM121 239H123V238H121ZM136 239V238H135ZM222 239V238H221ZM226 239L229 241V239H230V235L229 236H226ZM225 239V240H226ZM248 239V238H247ZM2 240H5V239H2ZM36 240V241H37ZM75 240V239H74ZM124 240V239H123ZM122 240V241H123ZM145 240H147L146 238H145ZM166 240H164L165 241V243H167L166 242ZM242 240V239H241ZM245 242H244V241ZM242 241H243V245H244V243H246V239H243ZM18 241V240H17ZM31 241V240H30ZM40 241V240H39ZM45 241V240H44ZM49 241V240H48ZM61 241V242H60ZM83 241V240H82ZM87 241V243H88V240H85V242ZM93 241V240H92ZM126 241V240H125ZM151 241V240H150ZM153 241V240H152ZM155 241V240H154ZM153 241V242H154ZM222 241V240H221ZM223 241H224V239H223ZM242 241H240V242H242ZM38 242V241H37ZM47 242V241H46ZM94 242V241H93ZM100 242L102 243V241L100 240ZM106 242H105V245H106ZM146 242V241H145ZM149 242V241H148ZM147 242V243H148ZM226 243H227V241H225ZM224 242V243H225ZM12 243V242H11ZM10 243V244H11ZM44 243V242H43ZM42 243V244H43ZM48 243V242H47ZM87 243H85V244H87ZM95 243V242H94ZM100 243V244H101ZM109 243H111V242H109ZM119 243H121V241L119 242ZM161 243H163L162 241H161ZM160 243V244H161ZM173 243V244H174ZM0 244H3V241L2 242H0ZM24 244V243H23ZM41 244V245H42ZM46 243H44L43 245H45ZM78 244V243H77ZM76 244V245H77ZM84 244V245H85ZM113 244H114V242H113ZM111 245V246H114V245ZM127 244H129V243H127ZM149 244V243H148ZM151 244H152V242H151ZM154 244V243H153ZM156 244V243H155ZM164 244V243H163ZM227 244H230V241L227 243ZM237 244V243H236ZM242 244V243H241ZM116 245V244H115ZM158 245V244H157ZM238 245H239V243H238ZM67 246V245H66ZM107 246H109V244L107 245ZM122 246V245H121ZM127 246V245H126ZM129 246V245H128ZM140 246V245H139ZM145 246V245H144ZM154 246H156V245H154ZM161 246V245H160ZM164 246V245H163ZM165 246H166V244H165ZM169 246V245H168ZM225 246V245H224ZM229 246V245H228ZM231 247H232V245H230ZM233 246H235L234 244H233ZM28 247V246H27ZM95 247V246H94ZM99 248H100V245L98 246ZM116 247V246H115ZM147 247V246H146ZM151 247V246H150ZM231 247H227V248H230V249H232ZM241 247H242V245H241ZM48 249H49V247H47ZM109 248V247H108ZM122 248V247H121ZM130 248L132 249V247L130 246ZM136 248H137V246H136ZM140 248V247H139ZM149 248V247H148ZM155 248V247H154ZM154 248H152L151 249V251H153V249ZM203 248V247H202ZM236 248H238V247H236L235 246V249ZM244 248V247H243ZM46 249V248H45ZM48 249H46V250H48ZM82 249H84V248H82ZM116 249V248H115ZM129 248H127V250H128ZM194 249V251L195 252H193L192 250ZM61 250V249H60ZM101 250V249H100ZM100 250H99V252H100ZM104 250V249H103ZM122 250H123V248H122ZM134 250V249H133ZM132 250V251H133ZM147 250V249H146ZM150 250V249H149ZM237 250V249H236ZM259 250V251H260ZM9 251V250H8ZM108 251V250H107ZM114 251V250H113ZM118 251V250H117ZM117 251H115V253L117 254ZM120 251V250H119ZM142 251V250H141ZM143 251H145L144 249H143ZM151 251H149V252H151ZM240 251H241V249H240ZM244 250H242V252H243ZM257 251V250H256ZM109 252H110V250H109ZM135 252V251H134ZM236 251H233V253H235ZM248 252V251H247ZM246 252V253H247ZM264 252V251H263ZM127 253H130V251H128ZM138 253H140V252H138ZM145 253H146V251H145ZM148 253V252H147ZM256 253V252H255ZM60 254H62V253H60ZM119 254V253H118ZM133 254H135V253H133ZM200 254H201V260H198L195 256H200ZM244 254V253H243ZM259 254V253H258ZM57 255V256H56ZM119 255H121V253L119 254ZM142 255V257H143V253L141 254ZM147 255H149V254H147ZM233 255V254H232ZM6 256V255H5ZM19 256V255H18ZM124 256H125V253H124ZM137 255H135V257H136ZM234 256V255H233ZM232 256V257H233ZM256 256V255H255ZM258 256V255H257ZM11 257V256H10ZM40 257H41V255H40ZM86 257V258H85ZM96 257H98V255L96 256ZM100 257V256H99ZM134 257V258H135ZM235 257H237V253H236V256H234V258ZM246 257H247V254H246ZM260 257V256H259ZM83 258H84V262H83ZM101 258H104V257H101ZM113 257H111V259H112ZM129 258V257H128ZM137 259V258H136ZM149 259V258H148ZM236 259L237 258H235V259H227L226 260V262H225V264H239V263H237L236 262ZM251 259V258H250ZM103 260V259H102ZM102 260L100 261V262H102ZM107 260V259H106ZM140 260V259H139ZM143 260V259H142ZM240 260V259H239ZM249 260V259H248ZM254 260H256V259H254ZM153 261H155V260H153ZM238 261V260H237ZM253 261V260H252ZM262 261H264V260H262ZM97 262H99L98 260H97ZM105 262H107V261H105ZM108 262H110V261H108ZM142 262V261H141ZM141 262L139 261L138 263L139 264H141ZM221 261L220 260H218V262L217 263H220ZM240 262V261H239ZM104 263V262H103ZM251 263V262H250ZM253 263V262H252ZM264 263V262H263ZM123 264V263H122ZM142 264H144V263H142ZM155 264V263H154ZM158 264V263H157ZM240 264H242V263H240ZM246 264V263H245Z\"/></svg>", "mask_w": 264, "mask_h": 264}]
</instances>
